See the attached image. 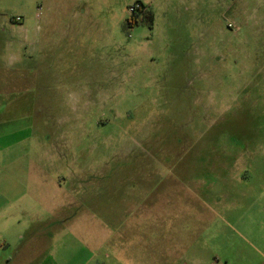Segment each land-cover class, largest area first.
Returning a JSON list of instances; mask_svg holds the SVG:
<instances>
[{
    "label": "rangeland",
    "instance_id": "obj_1",
    "mask_svg": "<svg viewBox=\"0 0 264 264\" xmlns=\"http://www.w3.org/2000/svg\"><path fill=\"white\" fill-rule=\"evenodd\" d=\"M11 18L0 264H264V0H0L1 43Z\"/></svg>",
    "mask_w": 264,
    "mask_h": 264
},
{
    "label": "crops",
    "instance_id": "obj_2",
    "mask_svg": "<svg viewBox=\"0 0 264 264\" xmlns=\"http://www.w3.org/2000/svg\"><path fill=\"white\" fill-rule=\"evenodd\" d=\"M7 33L6 35V43L0 42V129L2 124V103L3 102H13L12 95L14 93V59L12 61H7L4 59V56H14V18H11L10 22L5 23V31ZM14 58V57H13ZM2 136L0 133V142H1ZM1 148V143H0ZM2 193L0 192V200L2 199ZM2 207L0 206V228L3 227V216H2ZM7 230L12 229L14 231V228L12 225H7ZM40 243V242H39ZM38 244H30L25 249L16 251L15 254H13V257L11 256L12 262H15L16 257L18 255L20 256V262L25 264H31L34 262H51L50 260V253H48V247L44 248L43 245ZM7 240L1 239L0 248L8 246ZM39 245V246H38Z\"/></svg>",
    "mask_w": 264,
    "mask_h": 264
},
{
    "label": "trees",
    "instance_id": "obj_3",
    "mask_svg": "<svg viewBox=\"0 0 264 264\" xmlns=\"http://www.w3.org/2000/svg\"><path fill=\"white\" fill-rule=\"evenodd\" d=\"M131 8H134L133 12H131L130 18L127 19L124 23V30L128 34L130 30L133 29V27L141 24H147L150 29L153 28L155 23V13L152 8L147 5H144L141 2L135 4Z\"/></svg>",
    "mask_w": 264,
    "mask_h": 264
},
{
    "label": "built area",
    "instance_id": "obj_4",
    "mask_svg": "<svg viewBox=\"0 0 264 264\" xmlns=\"http://www.w3.org/2000/svg\"><path fill=\"white\" fill-rule=\"evenodd\" d=\"M133 9H134V8H131L130 11L133 12ZM16 21H20V18L17 17V18H16Z\"/></svg>",
    "mask_w": 264,
    "mask_h": 264
}]
</instances>
